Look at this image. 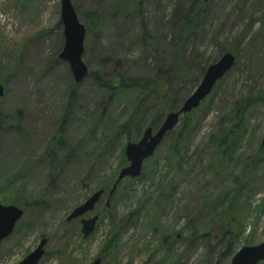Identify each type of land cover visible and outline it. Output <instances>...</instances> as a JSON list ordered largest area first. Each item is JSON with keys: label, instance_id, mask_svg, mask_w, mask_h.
<instances>
[{"label": "rangeland", "instance_id": "1", "mask_svg": "<svg viewBox=\"0 0 264 264\" xmlns=\"http://www.w3.org/2000/svg\"><path fill=\"white\" fill-rule=\"evenodd\" d=\"M70 2L86 30L79 85L58 59L60 0H0V203L24 212L0 245V264H19L43 239L38 264H229L231 241L234 253L264 242V0ZM226 53L233 67L187 114L184 135L186 115L106 206L128 166L126 144L157 130ZM115 77H156L159 89L144 100L137 92L109 99L103 84ZM240 102L244 133L218 170L214 141ZM98 190L82 217L98 220L84 238L79 219H66ZM225 222L233 240L220 235Z\"/></svg>", "mask_w": 264, "mask_h": 264}, {"label": "water", "instance_id": "2", "mask_svg": "<svg viewBox=\"0 0 264 264\" xmlns=\"http://www.w3.org/2000/svg\"><path fill=\"white\" fill-rule=\"evenodd\" d=\"M209 0H203L207 2ZM60 22L63 29V48L58 59L66 62L72 74L73 81L79 85L87 76L88 70L81 61L84 52V39L86 30L84 25L78 21L76 11L70 0H60ZM235 58L226 53L213 65L206 68L204 75L196 90L189 96L182 106L175 112L166 115L165 119L157 130L146 128L141 138L136 143L128 142L125 146L124 156L128 166L122 168L107 194L106 206L115 192L117 185L124 179H136L140 176L144 161L149 159L159 146L167 133L171 132L178 124L180 117L191 113L202 101L207 98L216 83L221 80L233 67ZM3 95V88L0 86V97ZM264 147V136L261 140ZM104 194L98 190L86 199L80 206L75 208L67 217V221L79 219L81 233L84 238L88 237L94 230L98 216L90 218L82 217L92 212ZM23 210L13 205H2L0 203V245L14 231L16 224L23 216ZM46 241H40L36 249L27 255L19 264H38L44 255ZM264 262V242L256 246H245L240 248L231 257L229 264H261ZM92 264H100L96 259Z\"/></svg>", "mask_w": 264, "mask_h": 264}, {"label": "trees", "instance_id": "3", "mask_svg": "<svg viewBox=\"0 0 264 264\" xmlns=\"http://www.w3.org/2000/svg\"><path fill=\"white\" fill-rule=\"evenodd\" d=\"M203 4L204 2H202V5ZM94 16H95L94 14H86L87 19H91ZM192 20L193 19H188V18L184 19V25L182 28L185 30H188L189 25L187 23L191 22ZM96 79H98L97 76H96ZM103 86L109 89V92H110L109 99L114 97V99L116 100H118L121 97L133 96L134 92L135 93L137 92V94L141 96L142 99L144 100L150 93H155L159 89V84H158V80L156 77L149 78V79H143V78L120 79L119 77H115L111 81L105 82ZM245 106H246V103L244 102H240L236 104L235 109L232 111V115H233L232 124L228 127L227 130H225V132L221 133L222 135L220 137L216 138L214 141L213 158H215L216 160V163H217L216 165L218 167V170L222 169L226 161L230 159L235 145L239 142L240 138L242 137L244 133L243 112H244ZM159 117L160 115L157 116L151 123H149V126H154V124L157 123L156 121L159 119ZM133 120H134L133 117H130V119H127V121L120 123V125L116 128L117 129L116 132L123 133V130L126 128V126L128 127L129 123ZM189 122L190 121H189L188 115L184 116L182 123H181L182 126L178 134L179 137H182L184 133L187 131L189 127ZM127 140H129L128 136H127ZM112 141L113 140L111 139L107 145L109 146L110 144H112ZM176 147H177V144H175V146L172 147V151L175 152ZM261 150H262V147L260 148L259 151ZM173 158L175 159V157L172 155L171 159ZM171 159H169V161H171ZM7 187H9V185ZM17 192H20V191H17ZM2 200L6 202L5 200H8V199H2ZM232 221L234 222L235 220H232ZM217 227L222 237L231 236V240H233L237 236V233L236 235L234 233L235 227H233L232 224L229 222L228 223L225 222V224L223 225H220V223H218ZM165 240L166 239H164V241ZM233 255H234V248H233V241H231L229 243L227 251L224 252L222 257L223 258L231 257ZM261 264H264V262Z\"/></svg>", "mask_w": 264, "mask_h": 264}, {"label": "flooded vegetation", "instance_id": "4", "mask_svg": "<svg viewBox=\"0 0 264 264\" xmlns=\"http://www.w3.org/2000/svg\"><path fill=\"white\" fill-rule=\"evenodd\" d=\"M80 221V220H79Z\"/></svg>", "mask_w": 264, "mask_h": 264}]
</instances>
